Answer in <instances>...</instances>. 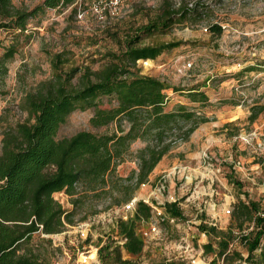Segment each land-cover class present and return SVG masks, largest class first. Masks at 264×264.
<instances>
[{
	"label": "rangeland",
	"instance_id": "rangeland-1",
	"mask_svg": "<svg viewBox=\"0 0 264 264\" xmlns=\"http://www.w3.org/2000/svg\"><path fill=\"white\" fill-rule=\"evenodd\" d=\"M165 1L127 0L116 15L96 9L97 0L86 2L84 7L79 1L77 12L72 6L39 9L29 19L25 31L0 28V61L10 45L17 47L14 57L0 65V150L5 130L28 119L23 107L26 94L55 76L54 55L67 50L69 60L61 70L64 74L71 67L100 69L107 61L106 53H120L127 38L137 27L154 20ZM189 1L205 7V16H192L165 32L144 35L140 45L183 43L155 59H141L137 66L142 74L157 77L170 86L166 89V110L185 104L209 120L201 123L187 141L175 145L158 162L145 180L146 185L134 189L131 198L116 189L100 197L84 198H79V194L73 197L66 191L55 192V199L73 211L74 223H67L60 233L35 232L31 241L36 248L52 252V264H100L99 241L119 239L122 243L116 219L123 212V204L134 197L157 207L160 202H177L184 214L175 222L160 221L153 209L151 220L139 223L141 235V229L150 228L151 222L157 231L149 237L142 235L145 247L140 255L124 252V257L135 264H158L163 260L229 264L215 253L204 252L210 235L200 225L223 230L231 227L238 234L240 225L235 215L239 201H256L260 213L264 211V111L255 120L249 118L252 107L264 104V0ZM42 3L43 0H14L17 7L27 10L39 8ZM213 24L221 25L220 34L211 30ZM193 88H200L208 101L193 102L189 96ZM102 101L103 107L112 103L107 97ZM93 113L92 108L72 112L61 125L58 137H70L81 130L102 133L115 128L114 124L92 126ZM227 123L230 125L226 126ZM147 144L142 139L134 141L117 165V174L125 185L136 181L130 176L138 173L139 151ZM183 166L189 169L168 175L175 167ZM188 176L194 177L192 183ZM89 217L93 224L85 239L78 224ZM252 227L251 223L243 224L246 231ZM232 248L247 257L241 240L235 241ZM82 254L89 256L88 263L80 261ZM260 254L258 249L252 261L236 259L231 264H264Z\"/></svg>",
	"mask_w": 264,
	"mask_h": 264
},
{
	"label": "trees",
	"instance_id": "trees-1",
	"mask_svg": "<svg viewBox=\"0 0 264 264\" xmlns=\"http://www.w3.org/2000/svg\"><path fill=\"white\" fill-rule=\"evenodd\" d=\"M94 0H43L41 7L32 10L17 7L14 0H0V28L25 31L29 19L41 8H67L79 10ZM189 0L173 3L165 1L154 20L136 28L128 37L120 52L108 51L107 61L100 69L71 67L62 73L68 62L67 50L54 55L52 66L56 71L52 80L42 83L28 92L23 101L28 119L9 126L2 139L0 150V264H52V252L36 248L31 243L35 232L55 234L64 231L66 224L74 223V213L64 208L55 199L54 193L66 191L69 195L103 196L114 189L122 190L131 198L134 189L149 178L158 162L177 144L187 141L198 126L209 120L185 104L175 110H166L170 86L163 80L142 74L137 63L141 59H155L166 50L180 46L183 41H170L154 45H140L144 35L156 31L165 32L175 23H182L192 16H205V7ZM211 30L220 34L219 24ZM1 44V40H0ZM15 45H10L3 54L0 65L14 57ZM77 79V81H75ZM179 90V88H176ZM193 102H207L200 88L189 90ZM109 98V107L102 100ZM94 109L91 124L95 128H115L107 132L81 130L70 137L59 138L58 132L68 116L77 109ZM250 120H255L264 111V104L252 107ZM227 123L226 126H229ZM137 139L148 142L139 151L140 169L130 179L133 185H125L117 174V165L129 152ZM234 183L240 186L238 181ZM79 186L82 189H79ZM76 202V199H73ZM169 218H184L177 202L163 205ZM235 218L240 233L233 228L226 230L201 224L207 230L210 241L204 244V252L215 253L229 264L236 259L252 261L261 249L264 260V216L259 203L253 200L239 201ZM152 206L144 200L137 203L134 216L117 222L118 235L122 240L99 241L100 264H135L124 257L140 255L145 241L138 231L141 219L152 218ZM253 227L245 230L243 224ZM241 240L248 252L247 257L236 248ZM158 264H188L180 260H163Z\"/></svg>",
	"mask_w": 264,
	"mask_h": 264
},
{
	"label": "built area",
	"instance_id": "built-area-1",
	"mask_svg": "<svg viewBox=\"0 0 264 264\" xmlns=\"http://www.w3.org/2000/svg\"><path fill=\"white\" fill-rule=\"evenodd\" d=\"M127 0H97V2L95 3V8L96 9H101V11L103 10H108L111 14L116 15L119 13V10L121 8V6L124 4V2ZM178 4H180V2H178ZM189 6H193V1H189L188 2ZM208 29V28H206ZM208 156V155H206ZM183 170L189 169L187 166H183V167H175L173 169V171H170L168 173V175L170 176L171 174H174L175 172H181ZM190 178V182L192 183L194 177H187ZM142 186H145L146 183L143 182L141 183ZM163 188H165V185H163ZM161 190V189H160ZM139 199H137V197H134L132 199H130L128 202L123 204L122 210L123 212L120 213V215L117 217L116 221L118 222L119 219H125L127 220L129 217H133L134 213L136 211V207H137V203H138ZM145 202L149 203L153 209H155L157 211L156 216L157 218L161 220H166V219H170L172 222H175L177 219L176 218H169L165 211H164V202H160V207L157 206H153L148 200L144 199ZM229 212V211H228ZM262 216H264V213H262ZM91 219V217H89L88 219H85L84 221L81 222V224H78V229L79 232L81 234V236L83 238H88L89 234L91 232L92 229V224L93 221ZM148 221H146L144 218L140 220V224L143 225V223H147ZM150 228L145 229L142 228L141 232L142 235L144 237H149L150 235H152L153 232L157 231V226L151 222L150 224ZM80 261H82L83 263H88L89 262V256H87V254H82V259H80Z\"/></svg>",
	"mask_w": 264,
	"mask_h": 264
},
{
	"label": "crops",
	"instance_id": "crops-1",
	"mask_svg": "<svg viewBox=\"0 0 264 264\" xmlns=\"http://www.w3.org/2000/svg\"><path fill=\"white\" fill-rule=\"evenodd\" d=\"M196 176V175H195Z\"/></svg>",
	"mask_w": 264,
	"mask_h": 264
}]
</instances>
